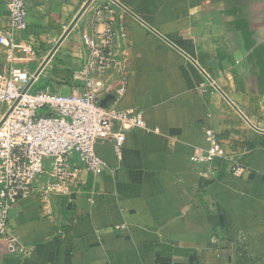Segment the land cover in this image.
<instances>
[{"label":"crops","instance_id":"obj_1","mask_svg":"<svg viewBox=\"0 0 264 264\" xmlns=\"http://www.w3.org/2000/svg\"><path fill=\"white\" fill-rule=\"evenodd\" d=\"M88 1L25 0L34 47L17 65L36 72L58 46L32 92L82 93V36L104 29L96 10L110 6L127 32L117 50L128 83L121 100L99 101L142 112L146 128L128 132L120 154L98 141L104 173L85 171L71 197L18 203L0 264H264V0H93L69 31ZM207 130L249 172L194 164Z\"/></svg>","mask_w":264,"mask_h":264},{"label":"built area","instance_id":"obj_2","mask_svg":"<svg viewBox=\"0 0 264 264\" xmlns=\"http://www.w3.org/2000/svg\"><path fill=\"white\" fill-rule=\"evenodd\" d=\"M9 14L7 28L0 29V48L8 65L0 72V105L5 108L0 124L11 111L0 126V243L12 242L9 218L18 203L36 198L49 205L56 198L71 197L85 171L96 177L104 173L106 164L95 151L98 141L112 142L120 154L128 132L146 128L142 112L105 107L99 101L102 91L116 100L127 91L128 66L117 50V41L126 39L127 32L117 25L112 7L96 10L105 26L102 31L82 36L85 60L73 80L82 84L83 92L68 95L32 92L40 76L30 85L37 71L17 65L18 55L28 56L34 47L25 40L29 29L25 0H10ZM110 75L117 82L115 88L99 80ZM206 140L208 148L193 153L194 164L213 166L221 160L236 177L249 172L240 160L224 155L213 130L206 131Z\"/></svg>","mask_w":264,"mask_h":264},{"label":"water","instance_id":"obj_3","mask_svg":"<svg viewBox=\"0 0 264 264\" xmlns=\"http://www.w3.org/2000/svg\"><path fill=\"white\" fill-rule=\"evenodd\" d=\"M93 0H89L86 5L84 6V8L80 11V13L77 15L75 21L73 22V24L70 26L69 31L74 27V25L78 22V20L81 18V16L85 13V11L88 9V7L90 6V4L92 3ZM123 9H125L123 6H121ZM67 35V34H66ZM58 46L52 51V53L50 54V56L47 58V60L44 62V64L41 66V68H39L37 70V72L35 73L34 79L32 80L31 84L32 85L35 81L36 78H38L40 76V74L42 73V71L44 70L45 66L47 65V63L49 62V60L51 59V57L54 55V53L56 52ZM207 77V76H206ZM11 113V111H9L7 113V115L4 117V119L2 120L0 126L3 124V122L7 119V117L9 116V114Z\"/></svg>","mask_w":264,"mask_h":264}]
</instances>
